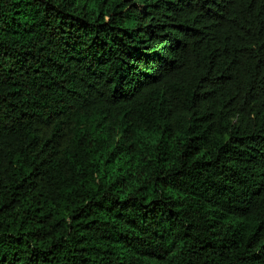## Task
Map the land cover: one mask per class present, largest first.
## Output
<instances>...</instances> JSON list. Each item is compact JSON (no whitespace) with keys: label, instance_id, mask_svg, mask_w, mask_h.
<instances>
[{"label":"trees","instance_id":"trees-1","mask_svg":"<svg viewBox=\"0 0 264 264\" xmlns=\"http://www.w3.org/2000/svg\"><path fill=\"white\" fill-rule=\"evenodd\" d=\"M0 264H264V0H0Z\"/></svg>","mask_w":264,"mask_h":264}]
</instances>
